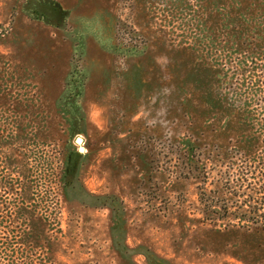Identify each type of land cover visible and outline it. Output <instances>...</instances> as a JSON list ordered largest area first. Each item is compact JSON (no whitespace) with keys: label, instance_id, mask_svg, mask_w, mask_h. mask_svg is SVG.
Here are the masks:
<instances>
[{"label":"rangeland","instance_id":"obj_1","mask_svg":"<svg viewBox=\"0 0 264 264\" xmlns=\"http://www.w3.org/2000/svg\"><path fill=\"white\" fill-rule=\"evenodd\" d=\"M261 128L264 0H0V264H264L165 156Z\"/></svg>","mask_w":264,"mask_h":264},{"label":"trees","instance_id":"obj_2","mask_svg":"<svg viewBox=\"0 0 264 264\" xmlns=\"http://www.w3.org/2000/svg\"><path fill=\"white\" fill-rule=\"evenodd\" d=\"M132 33L135 34V32ZM250 127L253 129L252 125ZM259 132L262 133V139H264V128H261ZM248 138L251 137L242 138L240 143L247 142ZM183 144L186 145V149L178 145L168 146L165 156L167 162L175 160V166H178L177 168L181 171L179 178H193L200 182L197 190L198 201L202 207V220L214 225L221 224L225 228H238L256 234L263 233L264 151L253 157L241 154L238 150L235 151L234 156H230L227 162L218 160L220 166L216 167V164L211 166L210 179L209 171L200 161L191 142L186 140ZM252 149L256 150V147L252 146ZM155 151L156 148H150L147 155L151 157ZM234 157L236 158L232 160ZM234 167L236 171L230 172L235 170ZM68 168L64 172L65 180L69 172ZM214 171H216L215 174H213ZM208 181L211 184L209 191L205 188ZM70 184L71 181L65 183L66 186ZM113 198L117 200L115 196ZM115 210L118 214L119 208L116 207ZM148 255L155 264H161L153 255L150 253Z\"/></svg>","mask_w":264,"mask_h":264},{"label":"water","instance_id":"obj_3","mask_svg":"<svg viewBox=\"0 0 264 264\" xmlns=\"http://www.w3.org/2000/svg\"><path fill=\"white\" fill-rule=\"evenodd\" d=\"M76 142L79 144L81 142V140L80 139H77ZM80 150H81V148H80Z\"/></svg>","mask_w":264,"mask_h":264}]
</instances>
